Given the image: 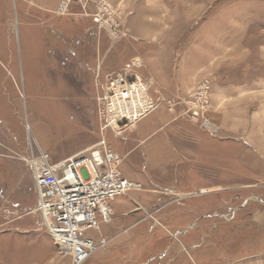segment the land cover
Wrapping results in <instances>:
<instances>
[{
	"label": "crops",
	"instance_id": "crops-1",
	"mask_svg": "<svg viewBox=\"0 0 264 264\" xmlns=\"http://www.w3.org/2000/svg\"><path fill=\"white\" fill-rule=\"evenodd\" d=\"M21 1L33 14L44 15L57 11L62 0ZM113 1L124 12L128 35L104 49L105 73L119 69L127 59L138 58L136 69L151 82V95L158 106L121 133L104 129L105 145L121 157V174L140 184V189L112 200L111 222L87 231L95 240L109 241L106 248L93 252L101 258L113 254L110 245L126 246L123 252L134 250L155 232L159 234L154 240L164 243L169 234L156 225L174 227L169 238L177 237L180 242L199 237L200 226L217 216L200 213L210 204L193 200L222 189L217 180L232 162L264 176V115L259 116L264 112V67L259 68V58L250 53L259 43L244 42L245 33L264 30V0H239L230 9L212 11L206 10L210 0ZM95 30L84 29L90 35ZM118 53L124 56L122 63L116 58ZM203 78L211 81L208 116L215 122L213 132L190 122L182 104L170 110L167 103L185 96ZM93 143L85 142L73 154ZM31 213L36 217L31 223L24 222L23 217ZM21 216L0 220V264H71L70 257L58 254L36 206ZM193 246L192 241L183 247L185 253L180 248L162 250L156 256L157 264L215 263L212 255L205 258L201 251L187 250ZM132 258L141 257L136 253Z\"/></svg>",
	"mask_w": 264,
	"mask_h": 264
},
{
	"label": "rangeland",
	"instance_id": "rangeland-1",
	"mask_svg": "<svg viewBox=\"0 0 264 264\" xmlns=\"http://www.w3.org/2000/svg\"><path fill=\"white\" fill-rule=\"evenodd\" d=\"M236 1L210 0L206 10L230 9ZM23 4L21 0H0V220L28 214L37 206L33 173L23 159L31 147H40L51 162H56L74 155L73 151L85 142L94 143L77 153L102 140L104 130L96 96L103 93L106 75L114 72L105 73L104 49L123 42L128 35L112 40L105 30L98 31L89 17L81 15L76 2L64 12L44 15L33 14ZM89 27L96 29L94 35L84 31ZM244 37L246 43H259V48L250 53L259 58V68L264 67V30L245 33ZM116 58L119 63L124 61L121 53ZM209 120L215 124L212 118ZM223 165L221 162V168ZM217 181L222 189L193 201L200 198L209 203L210 208L200 213L211 212L212 217L221 219H206L208 224L200 226L201 237L195 235L194 246L187 250L216 258L215 263L207 264H264V176L232 162ZM35 217L31 213L23 219L31 223ZM156 228L169 235L175 229L169 224ZM157 233L147 235L134 250L123 252L126 246L110 245V257L93 253L83 264H157L160 251H184L192 242L181 243L168 235L163 243L154 240ZM136 253L141 258L133 260Z\"/></svg>",
	"mask_w": 264,
	"mask_h": 264
},
{
	"label": "built area",
	"instance_id": "built-area-1",
	"mask_svg": "<svg viewBox=\"0 0 264 264\" xmlns=\"http://www.w3.org/2000/svg\"><path fill=\"white\" fill-rule=\"evenodd\" d=\"M72 2L79 4L81 15L89 17L98 31L105 30L112 40L126 36L122 12L111 0H62L58 12ZM138 58L123 68L106 75L103 93L96 96L101 129L113 128L117 133L138 118L152 112L158 102L151 95V82L134 70ZM211 81L203 78L185 96L167 100L169 109L184 106L183 114L201 129L213 132L208 111ZM30 166L35 192L36 210L49 232L60 256H68L71 264H83L107 240L87 235L100 224L112 220L111 202L140 184L125 178L119 169L121 157L101 140L88 150L51 162L40 147L23 157Z\"/></svg>",
	"mask_w": 264,
	"mask_h": 264
},
{
	"label": "bare ground",
	"instance_id": "bare-ground-1",
	"mask_svg": "<svg viewBox=\"0 0 264 264\" xmlns=\"http://www.w3.org/2000/svg\"><path fill=\"white\" fill-rule=\"evenodd\" d=\"M32 136V135H31Z\"/></svg>",
	"mask_w": 264,
	"mask_h": 264
}]
</instances>
